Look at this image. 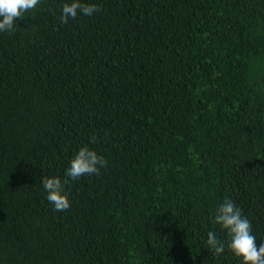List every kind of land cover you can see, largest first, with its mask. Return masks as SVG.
Returning a JSON list of instances; mask_svg holds the SVG:
<instances>
[{
    "label": "trees",
    "instance_id": "16d2710c",
    "mask_svg": "<svg viewBox=\"0 0 264 264\" xmlns=\"http://www.w3.org/2000/svg\"><path fill=\"white\" fill-rule=\"evenodd\" d=\"M40 0L0 32V264H241L231 199L264 241V0ZM104 158L54 211L42 180Z\"/></svg>",
    "mask_w": 264,
    "mask_h": 264
},
{
    "label": "clouds",
    "instance_id": "9594fccd",
    "mask_svg": "<svg viewBox=\"0 0 264 264\" xmlns=\"http://www.w3.org/2000/svg\"><path fill=\"white\" fill-rule=\"evenodd\" d=\"M40 0H0V32L13 28L17 19L24 13L33 10ZM96 4L83 3L82 0H66L61 7L60 20L67 23L79 15L92 16L98 12ZM106 166V161L98 153L87 147H80L69 161L65 169L64 179L59 176H46L42 180L47 201L54 211H65L70 207V200L65 185L69 180H77L82 176L98 175ZM212 221L218 225L227 236V241L217 237L215 231L207 232L204 246L214 256H219L227 248L241 260V264H264V241L256 243L257 238L251 230L249 219L231 200L225 199L212 212Z\"/></svg>",
    "mask_w": 264,
    "mask_h": 264
}]
</instances>
